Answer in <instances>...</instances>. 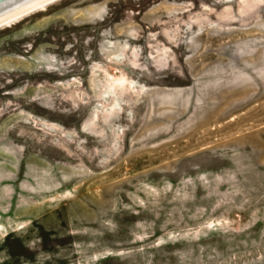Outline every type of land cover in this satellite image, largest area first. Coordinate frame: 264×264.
<instances>
[{
    "label": "rangeland",
    "instance_id": "obj_1",
    "mask_svg": "<svg viewBox=\"0 0 264 264\" xmlns=\"http://www.w3.org/2000/svg\"><path fill=\"white\" fill-rule=\"evenodd\" d=\"M0 264H264V0L0 29Z\"/></svg>",
    "mask_w": 264,
    "mask_h": 264
},
{
    "label": "bare ground",
    "instance_id": "obj_2",
    "mask_svg": "<svg viewBox=\"0 0 264 264\" xmlns=\"http://www.w3.org/2000/svg\"><path fill=\"white\" fill-rule=\"evenodd\" d=\"M58 1L60 0H38L3 17H0V29L15 24L30 14L44 10L47 6Z\"/></svg>",
    "mask_w": 264,
    "mask_h": 264
},
{
    "label": "water",
    "instance_id": "obj_3",
    "mask_svg": "<svg viewBox=\"0 0 264 264\" xmlns=\"http://www.w3.org/2000/svg\"><path fill=\"white\" fill-rule=\"evenodd\" d=\"M38 0H0V17L14 12Z\"/></svg>",
    "mask_w": 264,
    "mask_h": 264
}]
</instances>
